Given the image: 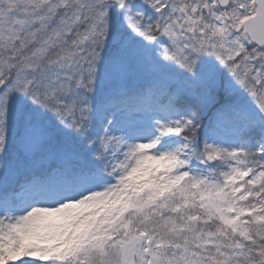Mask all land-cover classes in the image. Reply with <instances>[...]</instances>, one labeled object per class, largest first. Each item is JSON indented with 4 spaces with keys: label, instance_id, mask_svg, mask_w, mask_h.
<instances>
[{
    "label": "snow or ice",
    "instance_id": "1",
    "mask_svg": "<svg viewBox=\"0 0 264 264\" xmlns=\"http://www.w3.org/2000/svg\"><path fill=\"white\" fill-rule=\"evenodd\" d=\"M0 264H264V0H0Z\"/></svg>",
    "mask_w": 264,
    "mask_h": 264
}]
</instances>
